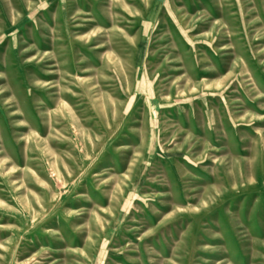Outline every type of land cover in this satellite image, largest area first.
Segmentation results:
<instances>
[{"label": "rangeland", "instance_id": "374dc122", "mask_svg": "<svg viewBox=\"0 0 264 264\" xmlns=\"http://www.w3.org/2000/svg\"><path fill=\"white\" fill-rule=\"evenodd\" d=\"M0 264H264V0H0Z\"/></svg>", "mask_w": 264, "mask_h": 264}]
</instances>
